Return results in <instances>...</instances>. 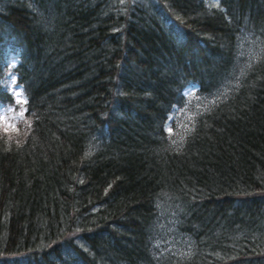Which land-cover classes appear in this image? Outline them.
Instances as JSON below:
<instances>
[{"label":"trees","instance_id":"obj_1","mask_svg":"<svg viewBox=\"0 0 264 264\" xmlns=\"http://www.w3.org/2000/svg\"><path fill=\"white\" fill-rule=\"evenodd\" d=\"M206 2L0 0V264H264V0Z\"/></svg>","mask_w":264,"mask_h":264},{"label":"rangeland","instance_id":"obj_2","mask_svg":"<svg viewBox=\"0 0 264 264\" xmlns=\"http://www.w3.org/2000/svg\"><path fill=\"white\" fill-rule=\"evenodd\" d=\"M16 111H17V109H15L13 112L16 113ZM8 117H10V115H7L6 113H3V111H0V121H1V122H5L6 119H9L8 122H9L10 124H12V126H15V125H14L15 123L13 122V120L15 119V118H14L15 116H12L11 118H8ZM161 118H162V117L157 118L156 121H155V124L153 123V120H152V121H151V124L153 123V125H156V123H159V121L161 120ZM151 124H150V125H151ZM153 125H151L152 128H153ZM12 126H11V127H12Z\"/></svg>","mask_w":264,"mask_h":264},{"label":"snow or ice","instance_id":"obj_3","mask_svg":"<svg viewBox=\"0 0 264 264\" xmlns=\"http://www.w3.org/2000/svg\"><path fill=\"white\" fill-rule=\"evenodd\" d=\"M15 96L17 97V101L16 102L17 103H21L22 102V98L20 96V92L19 91L15 92ZM24 102H26V101H24ZM21 115H22V113H21Z\"/></svg>","mask_w":264,"mask_h":264}]
</instances>
